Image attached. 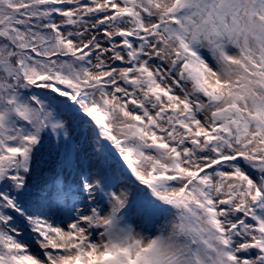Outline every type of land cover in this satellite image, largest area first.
Wrapping results in <instances>:
<instances>
[{"label":"snow or ice","instance_id":"6c2138e0","mask_svg":"<svg viewBox=\"0 0 264 264\" xmlns=\"http://www.w3.org/2000/svg\"><path fill=\"white\" fill-rule=\"evenodd\" d=\"M0 264H264V0H0Z\"/></svg>","mask_w":264,"mask_h":264}]
</instances>
